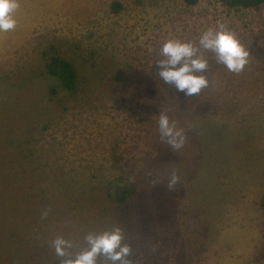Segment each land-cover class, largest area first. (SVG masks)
Returning a JSON list of instances; mask_svg holds the SVG:
<instances>
[{
    "label": "rangeland",
    "instance_id": "rangeland-1",
    "mask_svg": "<svg viewBox=\"0 0 264 264\" xmlns=\"http://www.w3.org/2000/svg\"><path fill=\"white\" fill-rule=\"evenodd\" d=\"M19 4L15 30L0 33V264H59L57 236L83 246L88 232L113 225L134 264H264V5ZM218 22L249 51L245 69L234 74L205 52L208 87L185 96L165 84L156 67L162 45L198 47ZM53 55L77 70L74 95L51 94L45 64ZM160 112L184 131L181 149L161 138ZM207 122L232 132L248 125V152L232 134L223 148L202 139ZM173 170L179 181L169 189ZM116 181L134 183L137 196L109 201Z\"/></svg>",
    "mask_w": 264,
    "mask_h": 264
},
{
    "label": "clouds",
    "instance_id": "clouds-1",
    "mask_svg": "<svg viewBox=\"0 0 264 264\" xmlns=\"http://www.w3.org/2000/svg\"><path fill=\"white\" fill-rule=\"evenodd\" d=\"M19 7V0H0V33L15 30V12ZM198 45L169 39L162 45V58L156 63L160 79L185 96H196L208 87L209 81L203 74L208 70L205 52L213 53L217 62L234 74L241 73L248 63L249 51L223 23L218 22L215 28L203 31ZM158 127L161 138L174 151L184 146V131L177 128L176 122L170 120L166 112L159 113ZM178 181L179 176L173 170L168 180L169 189ZM47 215L48 210L42 212V219L47 218ZM83 240V246L63 236L52 240L51 247L59 258V264H134L132 247L119 225L100 232L90 231Z\"/></svg>",
    "mask_w": 264,
    "mask_h": 264
},
{
    "label": "trees",
    "instance_id": "trees-1",
    "mask_svg": "<svg viewBox=\"0 0 264 264\" xmlns=\"http://www.w3.org/2000/svg\"><path fill=\"white\" fill-rule=\"evenodd\" d=\"M185 1L190 4H194L196 2V0ZM218 2L229 9L241 8L256 10L264 5V0H218ZM118 8L119 6L117 4L111 5L112 11L116 12L118 11ZM45 77H48L52 81V84H54V87L51 88V94L55 96L59 95L61 92L74 95L80 84L79 74L72 63L57 55L51 56L49 61L45 64ZM205 125L206 126L201 128V132L200 129L198 130L199 134L202 135V139L206 138L207 142L210 139L218 140L221 148H223L222 141H225L230 134H232V141L237 139V143L240 144L243 152H248L247 147L250 146L252 139H254V135L244 132L245 128L248 126L245 124L244 126L237 128V131L235 132L227 130L222 125H216L210 122H207ZM248 128L250 127L248 126ZM220 146H217L218 149ZM207 151H211V159H215V154L218 150L213 146H210ZM238 153H241V151ZM105 192L106 198L109 201L119 203L121 205L126 204L131 199H134L138 194V188L134 183H128V181L127 183L116 181V183L113 186H110L108 190L106 189Z\"/></svg>",
    "mask_w": 264,
    "mask_h": 264
}]
</instances>
